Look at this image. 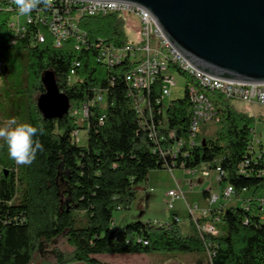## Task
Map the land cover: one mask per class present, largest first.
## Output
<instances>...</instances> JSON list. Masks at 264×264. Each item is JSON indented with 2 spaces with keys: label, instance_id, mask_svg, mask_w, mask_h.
<instances>
[{
  "label": "trees",
  "instance_id": "16d2710c",
  "mask_svg": "<svg viewBox=\"0 0 264 264\" xmlns=\"http://www.w3.org/2000/svg\"><path fill=\"white\" fill-rule=\"evenodd\" d=\"M12 15L0 10V61L4 64L0 116L5 122L15 118L43 124L44 134L38 138L44 148L30 166L17 165L0 140V264H108L97 255L156 251L204 252L207 264H264V222L259 220L257 203L264 192V178L257 175L264 169V154L250 166L251 175L239 173L255 116L240 109L233 99L207 91L217 109L220 129L216 137L192 147V103L187 92L167 108L168 128L159 127L161 80L157 79L146 93L149 124L143 123L136 109L137 90L125 78L128 67L98 61L102 42L116 46L129 42L127 16L81 18L79 27L87 33V45L76 49L74 39L55 46L48 32L43 43L31 45L26 37L12 44ZM75 61L80 66L74 67ZM73 68L76 73L71 76ZM49 78L70 99L71 109L63 118H47L39 107ZM98 92H106L104 121L100 120L104 107L94 105L80 126L75 108ZM150 111L157 139L150 136ZM82 129L87 139L79 144L73 133ZM171 130L184 141L176 157L167 152L174 144L168 135ZM201 164L212 169L220 164L224 181L236 188L237 200L244 188L252 191L250 209L225 204L219 210L218 236L202 234L192 219L187 232L175 219L166 226L151 220L116 226L115 212L132 206L138 185L149 180L151 171L193 170ZM203 195L208 198L209 191ZM58 239L66 242L67 251L56 249L55 260L39 258L41 247ZM198 263L206 264L202 258Z\"/></svg>",
  "mask_w": 264,
  "mask_h": 264
},
{
  "label": "built area",
  "instance_id": "2783aa9c",
  "mask_svg": "<svg viewBox=\"0 0 264 264\" xmlns=\"http://www.w3.org/2000/svg\"><path fill=\"white\" fill-rule=\"evenodd\" d=\"M0 10L12 12L13 15L9 21V26L13 30L12 44H17L21 39L28 38L31 45H37L46 41V32L53 36L55 46H61L66 40L74 39L76 49L83 48L87 45V33L79 27V21L83 17H98L109 14H121L127 16L129 27L139 23L137 27L140 41L138 43H126L122 46H116L112 43L102 42L99 44L100 55L98 61L107 66L125 65L128 71L125 75L127 83L137 90V111L141 116L143 123H148L145 110L150 102L146 93L157 79L161 80V96L157 99L160 105L159 114L162 115L160 126L168 128L166 123V110L172 103V90L178 85L177 74L186 76L187 84L185 92L188 93L192 103V119L190 123V146L194 147L202 144L197 139L200 134L203 123H219L220 118L217 115V109L207 91H216L223 94L228 99L246 102L248 104L264 105V84H248L235 81L220 79L205 74L189 64V62L176 50V48L164 36L154 18L146 10L122 2L112 1H92V0H54L51 8H44L42 5L28 15H20L12 0H0ZM14 42V43H13ZM74 67L80 66L79 61H75ZM4 69L3 62L0 61V85L2 84V72ZM76 73L75 68L71 71V76ZM106 92H98L88 102L77 108L83 113V121L86 122L90 108L94 105L106 106ZM105 109H102L100 117L101 122L106 117ZM151 118V138L157 139L156 125ZM258 122L264 124V116L259 121L256 120L251 132V141L248 147V153L245 160L240 164L239 173L242 175H251L250 166L253 162H258L264 154V133L258 136ZM149 124V123H148ZM80 131L73 133L76 139ZM170 139H174V144L167 151L173 157L183 148V139L176 137V132H169ZM161 139H167L162 136ZM188 155V153H185ZM198 168V167H197ZM191 171L196 172V169ZM173 170V169H170ZM215 180L218 183L217 190L211 187L209 189V198L207 208H201L197 204L188 208L190 218L193 220L198 230L202 234L218 236L220 231L218 224L221 223L219 210L228 204L231 200L236 199V188L229 182L224 181L225 173L218 164L213 168ZM209 176V172L203 173ZM257 175L264 178V169H260ZM250 189L244 188L241 195L249 192ZM167 205L169 210H174L176 202L184 199V192L180 189H170L167 191ZM250 198L246 197L248 201ZM249 202V201H248ZM244 204L250 209L249 203ZM259 220L264 222V193L258 198ZM173 219L181 222L180 217L174 213ZM172 219V220H173ZM170 221L162 222L151 220L154 224L162 226L168 225ZM147 243V242H146Z\"/></svg>",
  "mask_w": 264,
  "mask_h": 264
},
{
  "label": "water",
  "instance_id": "95a60500",
  "mask_svg": "<svg viewBox=\"0 0 264 264\" xmlns=\"http://www.w3.org/2000/svg\"><path fill=\"white\" fill-rule=\"evenodd\" d=\"M92 1L128 3L146 10L176 50L205 74L264 84V0ZM47 83L39 107L47 118H63L71 109L70 99L53 79Z\"/></svg>",
  "mask_w": 264,
  "mask_h": 264
},
{
  "label": "rangeland",
  "instance_id": "374dc122",
  "mask_svg": "<svg viewBox=\"0 0 264 264\" xmlns=\"http://www.w3.org/2000/svg\"><path fill=\"white\" fill-rule=\"evenodd\" d=\"M132 23L129 21L128 23ZM137 27H140V24L135 23L133 27L127 25V35L129 38V43H138L140 41L139 33ZM177 75L178 85H176L172 90L171 99L182 98L185 95L186 89V76L175 72ZM236 105L256 117V120L259 121L262 116H264V105L257 104H248L242 101L233 100ZM106 104V103H105ZM105 108V107H104ZM75 115L77 117V122L80 126H84L85 122L83 121V113L77 107L75 108ZM5 120L0 116V126H3ZM257 133L259 137H262L260 134L264 133V124L258 122ZM220 129V123H203L201 125L200 134L197 139V142L200 143L201 140L214 138L217 135V132ZM87 139V131L82 129L77 137L76 142L79 144H84ZM207 164H201L199 169L204 170L207 168ZM1 172V166H0ZM214 171H211V177L214 176ZM207 178V177H203ZM193 179L194 186L191 188L187 180ZM210 179V178H208ZM208 181V180H207ZM206 183L199 184L196 177L192 174H187L182 172L179 169H170L162 168L151 171L149 175V180L138 185L137 197L133 202L132 206L118 210L114 214V219L117 227H124L127 224L136 221H146V220H159L162 222L170 221L173 219L174 213L177 212L181 222L180 225L184 232H187L190 226V214L188 208L197 204L200 207H204L207 204V201L203 197V191L207 189ZM212 186V185H211ZM213 189L217 190L218 183L213 179ZM182 189L184 192V199L178 200L175 205L174 210H169L167 205V196L166 193L169 189ZM264 193V192H263ZM262 193V194H263ZM252 191L246 192L243 194L241 200L233 199L228 204L231 205H244L248 201L246 197L251 196ZM249 203V202H248ZM221 223L218 224V226ZM66 242L62 239H58L50 244H45L40 249L39 258L55 260V250L61 249L67 251ZM137 256V257H134ZM140 256V257H139ZM97 258L102 262L108 264H190L191 261L202 258L205 263L206 254L204 252H178V251H156L153 253H141L136 255L128 254H102L97 255ZM70 264H85L82 262H74ZM196 264H199L198 262ZM207 264V263H206Z\"/></svg>",
  "mask_w": 264,
  "mask_h": 264
},
{
  "label": "clouds",
  "instance_id": "9594fccd",
  "mask_svg": "<svg viewBox=\"0 0 264 264\" xmlns=\"http://www.w3.org/2000/svg\"><path fill=\"white\" fill-rule=\"evenodd\" d=\"M12 2L20 15H28L41 5L44 8H51L54 0H12ZM38 134H44L43 124L33 125L12 118L0 126V140L4 141L9 157L17 165L30 166L35 161L37 153L43 151L44 146Z\"/></svg>",
  "mask_w": 264,
  "mask_h": 264
},
{
  "label": "crops",
  "instance_id": "0c3cea01",
  "mask_svg": "<svg viewBox=\"0 0 264 264\" xmlns=\"http://www.w3.org/2000/svg\"><path fill=\"white\" fill-rule=\"evenodd\" d=\"M217 132V131H216ZM179 170H181L182 172H184V175H185V172L188 174H192V175H194L195 177H196V179H197V181H198V183L199 184H204V183H206V187H208L207 189H205V190H208L209 191V189L213 186V179L215 180V173H214V176L213 177H211V171H213V169L210 167V165H208L207 166V168H205L204 170H201V169H199V167L196 169V172H193V171H191V170H185V169H179ZM171 171H173V170H171ZM204 172H209V176H205L203 173ZM203 177H207V178H203ZM208 178H210V179H208ZM208 180V181H207ZM187 182H188V184H189V186H191V188L195 185L194 184V182H193V179H188L187 180ZM212 185V186H211ZM171 189H175V188H171ZM170 190V189H169ZM168 190V191H169ZM204 190V191H205ZM203 191V192H204ZM203 195V194H202ZM203 197H204V195H203ZM209 198V197H208ZM208 198H206V197H204V199L207 201V204L204 206V207H201V208H207V206H208ZM176 214H177V212H175ZM178 215V214H177ZM179 216V215H178ZM117 226V225H116ZM141 254V253H140ZM119 255H121V254H119ZM129 255V254H128ZM131 255H136V254H131ZM134 257H137V256H134ZM140 257V256H139ZM200 261V258H198V259H196V261L195 260H193V261H191V263L190 264H196L197 262H199Z\"/></svg>",
  "mask_w": 264,
  "mask_h": 264
}]
</instances>
